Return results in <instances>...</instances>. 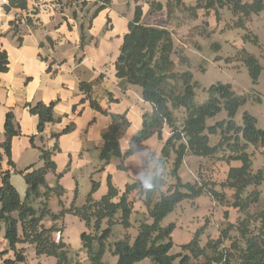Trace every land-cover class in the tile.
Segmentation results:
<instances>
[{"label":"trees","instance_id":"1","mask_svg":"<svg viewBox=\"0 0 264 264\" xmlns=\"http://www.w3.org/2000/svg\"><path fill=\"white\" fill-rule=\"evenodd\" d=\"M72 1L77 0H68L65 5ZM134 1L137 3L139 0ZM17 2L11 1L19 8L26 7L24 2ZM147 3L151 12L162 8V4L155 0ZM82 5H85L84 0ZM109 5L110 0H94L96 8L89 22ZM165 5L166 24L175 10L188 14L192 19L204 13L217 23L221 20V11L225 10L234 19L228 28L242 30L244 44L258 43L257 36L249 31L246 24L251 15L264 12V0H196L193 5H186L183 0H166ZM141 14V6L137 4L133 18L128 22V31L123 35L114 67L121 90L125 91L131 85L140 87L141 97L152 105V111L143 114L141 128L132 136L125 152L120 149L119 139L129 122L123 114H109L110 123L102 133V144L95 148L101 164L90 177L91 186L81 205H75L73 201L69 208H62L57 214L48 209V198L64 193L62 186L49 187L45 180L47 172L56 169L52 155L59 150L57 139L60 133L51 134L50 138L54 140L51 146L46 144L43 136L46 125L58 121L54 117L56 101L28 104L30 114L37 117V132L30 141L39 156L36 163L22 169H15L10 157L11 140L21 131L13 113H6L4 140L0 143V221L4 224L7 247L0 250V264H26L25 248H18V243L33 245L36 255L53 257L55 264H81L70 256V247L66 243L52 238V232L58 228L43 223L45 217L54 221L66 213L85 223L86 230L80 234V239L89 264H109L106 255L115 258L112 264H137L144 259L151 264H264V207H253L259 201L264 202V192L260 193L258 189L264 181V169L252 171L250 155L246 151L249 145H264V128L258 127L257 119L247 111L238 118L248 96L236 93L229 83L216 82L203 87L206 97L202 102L197 101L200 85L193 79L189 59L178 54L174 61L171 58L174 48L170 30L142 23ZM79 30L83 36L84 27ZM237 56L255 86L263 69L261 64L245 48H241ZM181 65L186 69H176ZM7 70V55L0 48V73ZM80 90L86 94L93 108L107 114L91 100V83L80 82ZM177 112H181V117H177ZM221 113L225 114L224 117L208 123ZM71 130L72 125H69L62 133ZM164 130L168 131V136L163 139ZM153 135L163 140L162 148L159 155L147 152L152 167H148L143 179L127 183L120 191L108 177L106 194L99 200L94 199L93 193L99 182L93 177L113 159L119 160L120 170H126L125 158L144 150L142 143ZM36 137L40 145L35 144ZM212 137L217 138L214 144L210 142ZM3 156L25 183L23 199L10 181V171L2 169ZM186 156L223 161L228 166L225 177L219 182L183 181L178 170ZM168 160H172L168 175L172 178L170 183L162 171ZM234 162L238 165H233ZM134 189L143 193L141 201L146 210L136 213V234L131 238L126 233L120 239L111 240L114 225L124 229L132 227L133 203L128 196ZM201 195H207L215 204L236 208L239 216L234 223L226 222L216 238L208 235L202 244L206 221L189 242L180 245L179 252L172 253L174 242L171 234L176 223L165 224L164 220L180 202L194 203ZM227 215L225 213L224 217Z\"/></svg>","mask_w":264,"mask_h":264},{"label":"crops","instance_id":"2","mask_svg":"<svg viewBox=\"0 0 264 264\" xmlns=\"http://www.w3.org/2000/svg\"><path fill=\"white\" fill-rule=\"evenodd\" d=\"M11 1L0 16V48L6 52L8 59V70L0 73V143L4 140L5 115L11 111L21 131L20 135L12 138L10 146L15 169L36 163L39 152L31 144L30 137L36 135L37 117L30 114L28 104L56 101L54 117L58 121L47 124L43 136L46 144L51 146L54 141L50 138L51 134L60 133L57 139L59 150L52 155L56 169L48 171L45 176L49 187L59 184L64 189L61 196L48 198V209L57 214L62 208H69L73 201L75 205L84 202L91 186L90 177L101 164L95 148L102 144V133L110 123L109 114H123L129 122L119 139L120 149L125 152L130 139L141 128L143 114L152 111V105L142 99L140 87L131 85L125 91L121 90L114 63L135 6H141L142 23L167 28L166 0H155L162 4V8L154 12L150 11L149 0H139L137 3L134 0H110V5L98 12L90 22L82 16L83 13L87 14L78 4L79 0L72 1L68 6L65 5L68 0H18L17 3L26 4L25 8L12 5ZM195 1L184 3L193 5ZM93 8L94 11L96 6ZM93 11H90V16ZM81 26L84 27L83 36L80 35ZM171 58L176 61V56ZM80 82L92 84L91 100L107 114L90 105V100L80 90ZM69 125H72V130L62 133ZM162 136L166 138L168 131L164 130ZM162 141L156 135L145 140L142 143L144 150L125 158L126 170H120L119 160L113 159L93 177L99 182L93 198L99 200L106 194L108 177L120 191L127 183L141 181L152 164L147 152L159 155ZM34 142L41 144L38 137ZM1 165L3 170L10 171V181L23 199L26 186L22 177L7 164L6 156H3ZM142 195L139 189L129 193L134 211L130 216L132 227L124 229L118 224L114 225L111 240L120 239L126 233L131 238L135 236L136 213L146 211L141 201ZM215 205L218 204L210 197L201 195L194 203L186 200L180 202L165 218V224L176 223L171 234L174 242L172 253L179 252L180 245L189 242L195 231L208 221L204 237H201L202 244L206 241L210 231L217 228L215 217L209 216L210 206ZM43 223L46 226L55 225L58 229L52 232V238L66 243L80 258L81 264H89L80 239L86 226L80 218L66 213L54 221L45 217ZM176 244H179V249ZM6 247L4 224L0 221V250ZM17 247L25 248L26 264H55L53 257L36 255L31 244L18 243ZM111 259L114 262L115 258ZM142 263L150 262L144 259L137 264Z\"/></svg>","mask_w":264,"mask_h":264},{"label":"rangeland","instance_id":"3","mask_svg":"<svg viewBox=\"0 0 264 264\" xmlns=\"http://www.w3.org/2000/svg\"><path fill=\"white\" fill-rule=\"evenodd\" d=\"M84 1L85 5H82L83 0H79L78 3L81 8L86 10L87 15L82 14L86 20L90 18V11L94 9V0ZM184 1L186 3L191 2V0ZM77 8L79 9V7ZM233 21L232 16L225 10L221 11V20L218 23L212 19V16H206L204 13H200L196 19H192L188 14L175 10L169 23H165L173 40L174 54L172 56L181 54L189 59V69L193 73V79L198 81L200 85L197 90V101L202 102L206 97L202 92L203 87H208L216 82L229 83L236 93L248 96V102L240 109L238 118L243 111H247L257 119V126L264 128V12L251 15L246 24L249 31L257 36V45L244 44L241 40L243 31L228 28ZM241 48H245L254 55L263 68L255 86L251 84L245 66L238 60L237 52ZM178 68L184 70L186 66L176 67V69ZM176 115L181 117V112H177ZM224 115L221 113L209 120L208 123H213ZM216 141V137H212L210 140L211 144ZM246 151L250 155L252 171L264 169V145L260 143L249 145ZM171 163L172 160H168L164 165V170H162L168 183L172 181V178L168 176L171 171ZM233 165H238V163L234 162ZM151 167L152 165L149 166V169ZM227 170L228 166L217 158L186 156L178 174L183 181L211 180L219 182L223 180ZM258 189L260 193L264 192V181ZM210 207L209 216L215 217L214 221L217 223V228L214 231L211 230L209 234L211 237L214 236L212 238H216L219 230L226 226V222H235L239 213L237 210L227 209L230 207L225 205ZM253 207H264V202L259 201ZM225 213L228 214L227 218L224 217ZM175 246L179 249V244ZM70 251V256L74 260H78L77 254L71 248ZM50 259L54 260L53 258ZM105 259L108 260L109 264L113 263L108 255Z\"/></svg>","mask_w":264,"mask_h":264},{"label":"built area","instance_id":"4","mask_svg":"<svg viewBox=\"0 0 264 264\" xmlns=\"http://www.w3.org/2000/svg\"><path fill=\"white\" fill-rule=\"evenodd\" d=\"M11 0H0V16L4 11V7L10 3Z\"/></svg>","mask_w":264,"mask_h":264}]
</instances>
